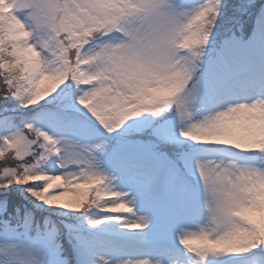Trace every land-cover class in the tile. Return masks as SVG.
I'll use <instances>...</instances> for the list:
<instances>
[{"label":"snow or ice","instance_id":"1","mask_svg":"<svg viewBox=\"0 0 264 264\" xmlns=\"http://www.w3.org/2000/svg\"><path fill=\"white\" fill-rule=\"evenodd\" d=\"M0 264H264V0H0Z\"/></svg>","mask_w":264,"mask_h":264},{"label":"rangeland","instance_id":"2","mask_svg":"<svg viewBox=\"0 0 264 264\" xmlns=\"http://www.w3.org/2000/svg\"><path fill=\"white\" fill-rule=\"evenodd\" d=\"M55 211L57 213H59V210H55ZM64 219L66 220L67 223H73L72 219H70V218L65 217ZM124 238H125L126 242H128L130 244H134V245H136L138 247H146L145 242L141 240V235L140 234H133L131 236H129L128 234H124ZM139 239L141 240V242H139L137 244V241ZM148 239L150 241H153V240L158 241V240L162 239V231H156V232L149 233L148 234Z\"/></svg>","mask_w":264,"mask_h":264},{"label":"trees","instance_id":"3","mask_svg":"<svg viewBox=\"0 0 264 264\" xmlns=\"http://www.w3.org/2000/svg\"><path fill=\"white\" fill-rule=\"evenodd\" d=\"M56 213H57V212H56ZM54 218H65V217H60V216L57 215V216H55Z\"/></svg>","mask_w":264,"mask_h":264}]
</instances>
